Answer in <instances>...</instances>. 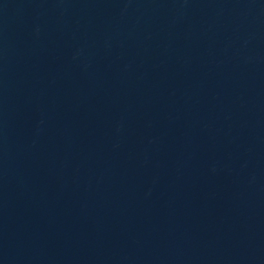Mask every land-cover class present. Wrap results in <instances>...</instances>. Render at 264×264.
<instances>
[{
	"label": "water",
	"instance_id": "obj_1",
	"mask_svg": "<svg viewBox=\"0 0 264 264\" xmlns=\"http://www.w3.org/2000/svg\"><path fill=\"white\" fill-rule=\"evenodd\" d=\"M0 264H7L2 247H1V243H0Z\"/></svg>",
	"mask_w": 264,
	"mask_h": 264
}]
</instances>
